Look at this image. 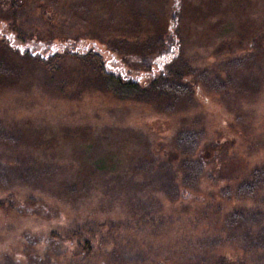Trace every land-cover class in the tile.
I'll return each instance as SVG.
<instances>
[{
  "label": "rangeland",
  "instance_id": "obj_1",
  "mask_svg": "<svg viewBox=\"0 0 264 264\" xmlns=\"http://www.w3.org/2000/svg\"><path fill=\"white\" fill-rule=\"evenodd\" d=\"M21 1L14 16L0 0V27L14 19L0 51L22 66L17 85L0 86V264H264V187L236 194L264 170V0ZM169 30L179 51L158 52ZM15 33L75 56L25 58ZM91 54L134 81L152 64L175 100L102 92L81 60ZM181 131L201 134L188 156ZM205 145L204 171L229 175L172 191L182 173L167 160H196ZM7 200L60 215L17 214Z\"/></svg>",
  "mask_w": 264,
  "mask_h": 264
},
{
  "label": "trees",
  "instance_id": "obj_2",
  "mask_svg": "<svg viewBox=\"0 0 264 264\" xmlns=\"http://www.w3.org/2000/svg\"><path fill=\"white\" fill-rule=\"evenodd\" d=\"M9 1V9L12 12V14L15 16V13L17 9L19 8L20 1L21 0H8ZM26 1V0H22ZM21 1V2H22ZM19 3V4H18ZM13 18V17H12ZM175 18V15H174ZM3 27V26H2ZM0 27V28H2ZM5 28V26H4ZM2 28V29H4ZM3 31H12L14 28V19L12 22L6 27ZM14 39L10 41V47L14 50L17 48L18 45L25 44L26 42L32 41L29 40L25 35L15 33ZM177 32L174 31L172 34L171 30L166 32V38H163V36H158L154 40L155 47L157 48L158 52H163L168 49V47L171 46V48L174 52L179 51V42L176 38ZM2 42H4L3 39H1ZM30 44L29 46L34 45V43H26ZM23 46V45H22ZM24 47V46H23ZM67 45H61L60 50L64 56H75L73 50L70 48H67ZM25 58L28 59H38L41 63H45L42 60H46L44 58H41L39 56H32L28 51L24 53ZM51 56H49L47 59L49 61L51 60ZM82 61H86L87 64H92L95 67V71L97 72L96 80L94 81L98 84H94L97 89L101 90L105 93H112L117 99L120 100H133V99H144V97L153 98L157 100H168V101H174L173 98L178 90H173L169 87L163 86L159 83V80L162 77V73L159 70H154L152 67V64L147 62H142L138 68H136V73H139L141 75L138 80H131V75L129 73L125 74L123 71L119 72L116 75L113 74H107L105 72V64L102 61V55H95L91 54L86 57L81 56ZM16 60L11 58L10 53L6 50L0 51V86H15L19 82V79L22 75V66H19L17 64H14ZM131 76V77H130ZM158 76V77H156ZM174 77L176 75H173ZM172 76V77H173ZM178 77V76H177ZM151 79L149 82L148 88L142 87L140 85L141 81H144L146 79ZM93 83V82H89ZM167 101V102H168ZM175 146L182 151L183 145L187 144V146L190 148V150L187 151V155L191 153V151L194 153L195 148L197 147V143L201 141V134L194 132V131H181L175 136ZM208 148V145H205L198 153L196 160H190L189 158H185L183 155H181V159L178 157L175 160H167V165H171L173 163H176V166L178 168V171L182 173V176H180V183L178 182L175 184V182L172 185V191L177 190L178 188H181V186H184V184H192L195 183L196 186L199 184V180L203 175H206V179H209L211 184L218 185L221 184L224 181V177H227L229 174L225 173L223 169L220 171L215 170L214 172L209 171L206 173L204 171V167L208 165L204 152ZM210 149H213L212 147ZM221 154H226L225 152L221 151ZM230 161V160H228ZM226 161V162H228ZM162 166V164H161ZM213 168H217V166L213 165ZM264 170L257 169L253 170L250 173L249 180L246 182L244 187H241V191L236 190L237 195H241L243 197H250L254 195L255 190L257 189V186L259 183L260 186L264 187V178L263 173ZM258 179H260L258 181ZM242 185V186H243ZM264 189V188H263ZM187 190H183L181 194H179V199H187L189 201H195L194 197L192 196H185V192ZM188 193V192H186ZM189 195V193H188ZM197 199V197H196ZM3 205H5L7 208H9V211L16 212L17 214H25V215H37L41 218L46 219H54L55 217L58 218L60 215V212L58 210L52 209V207H49L43 203H38L34 200H30L27 204H23V206H20L12 200L2 201ZM4 209V208H3ZM7 210V209H6ZM257 239H261V234L256 236ZM43 241V242H42ZM41 244L44 245V247L48 250L49 247L46 244L48 240L42 239ZM40 242V241H39ZM56 246V245H54ZM62 248L60 245H57L55 249Z\"/></svg>",
  "mask_w": 264,
  "mask_h": 264
},
{
  "label": "flooded vegetation",
  "instance_id": "obj_3",
  "mask_svg": "<svg viewBox=\"0 0 264 264\" xmlns=\"http://www.w3.org/2000/svg\"><path fill=\"white\" fill-rule=\"evenodd\" d=\"M41 45H43V43H39L37 46H33V45H31V46H24V47L23 46H21V47L20 46H17V49L21 52V54H24L26 51H28L32 56H39L41 58L47 59L50 56V53H49L50 52V49H49V47L43 45L45 48H44L43 51H41L39 53L38 50L40 49ZM67 46L69 47V45H67ZM45 52L47 54H44ZM164 57H168V55L167 56H164Z\"/></svg>",
  "mask_w": 264,
  "mask_h": 264
},
{
  "label": "water",
  "instance_id": "obj_4",
  "mask_svg": "<svg viewBox=\"0 0 264 264\" xmlns=\"http://www.w3.org/2000/svg\"><path fill=\"white\" fill-rule=\"evenodd\" d=\"M93 47H94V44H93ZM44 46L43 45H41V47H40V49L38 50V52L40 53L41 51H43L44 50ZM49 49H50V51H51V53H50V56L51 57H53L54 56V54L59 50V48H56V47H49Z\"/></svg>",
  "mask_w": 264,
  "mask_h": 264
}]
</instances>
